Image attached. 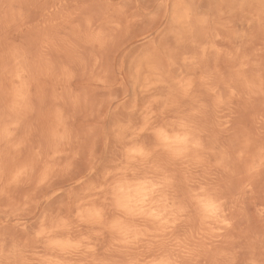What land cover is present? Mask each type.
Returning <instances> with one entry per match:
<instances>
[{
    "label": "rangeland",
    "instance_id": "rangeland-1",
    "mask_svg": "<svg viewBox=\"0 0 264 264\" xmlns=\"http://www.w3.org/2000/svg\"><path fill=\"white\" fill-rule=\"evenodd\" d=\"M0 264H264V0H0Z\"/></svg>",
    "mask_w": 264,
    "mask_h": 264
},
{
    "label": "bare ground",
    "instance_id": "bare-ground-1",
    "mask_svg": "<svg viewBox=\"0 0 264 264\" xmlns=\"http://www.w3.org/2000/svg\"><path fill=\"white\" fill-rule=\"evenodd\" d=\"M113 229V228H112Z\"/></svg>",
    "mask_w": 264,
    "mask_h": 264
}]
</instances>
